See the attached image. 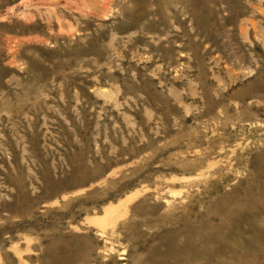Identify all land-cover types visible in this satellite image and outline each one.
Segmentation results:
<instances>
[{
  "label": "rangeland",
  "instance_id": "1",
  "mask_svg": "<svg viewBox=\"0 0 264 264\" xmlns=\"http://www.w3.org/2000/svg\"><path fill=\"white\" fill-rule=\"evenodd\" d=\"M0 264H264V0H0Z\"/></svg>",
  "mask_w": 264,
  "mask_h": 264
}]
</instances>
